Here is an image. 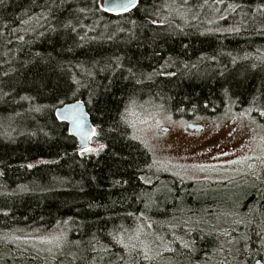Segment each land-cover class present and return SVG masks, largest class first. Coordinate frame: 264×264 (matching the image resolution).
I'll use <instances>...</instances> for the list:
<instances>
[{"label":"trees","instance_id":"16d2710c","mask_svg":"<svg viewBox=\"0 0 264 264\" xmlns=\"http://www.w3.org/2000/svg\"><path fill=\"white\" fill-rule=\"evenodd\" d=\"M263 47L264 0H138L118 13L102 10L100 0H0V264L216 257L220 235L175 222L213 218L215 200L200 204L192 184L156 173L126 113L146 102L181 118L231 105L257 117L264 112V64L256 60ZM76 99L102 149L81 154L55 116ZM239 205L253 212L235 254L243 264H264V183ZM54 227L60 240L33 249L34 236ZM162 238L167 247L158 258L149 246Z\"/></svg>","mask_w":264,"mask_h":264},{"label":"rangeland","instance_id":"374dc122","mask_svg":"<svg viewBox=\"0 0 264 264\" xmlns=\"http://www.w3.org/2000/svg\"><path fill=\"white\" fill-rule=\"evenodd\" d=\"M231 6L223 8L219 17H225ZM208 31L213 30L208 28ZM256 60L259 65L264 64V57ZM231 106L207 117L181 118L149 103L133 102L126 113L132 135L148 150L156 173L160 170L171 180L192 184L194 192L197 191L195 196L201 197L200 204L215 200L212 208L217 213L213 218L191 215L175 221L184 222L186 227L196 225L222 237L224 248L212 260L199 264H243L244 260L235 254V245L245 238L244 225L253 209L241 210L239 204L251 189H258L264 183V116L260 113L252 116L250 107L235 110ZM190 122L200 124L201 128H188ZM89 146L97 149L99 145L90 140ZM157 177L153 174L150 180L156 184ZM136 229L133 235L140 238L144 223ZM62 236L61 229L54 227L35 235L31 245L33 249H41L43 245L56 244ZM154 240L149 249L160 258L167 243L163 238L156 243ZM170 263L185 264L179 260Z\"/></svg>","mask_w":264,"mask_h":264},{"label":"water","instance_id":"95a60500","mask_svg":"<svg viewBox=\"0 0 264 264\" xmlns=\"http://www.w3.org/2000/svg\"><path fill=\"white\" fill-rule=\"evenodd\" d=\"M137 1L138 0H136L135 5L137 4ZM103 3L106 7L109 4L116 6L115 10H109L106 12L118 13V12H125L124 10H121L118 6L120 4H127L128 0H103ZM134 6H131L129 9L133 8ZM77 101L80 102L79 105H77L76 103ZM54 113L58 120L63 121L67 124L69 133L72 136H74L78 141V148H80V146L85 143L90 144L91 138L86 141L85 133L87 129L93 128L94 125L90 119V115L82 100L76 99L65 102L61 106L55 108ZM62 117H68V118L62 119ZM188 128L200 129L201 125L190 122L188 123ZM253 264H263V262L260 259H257L253 262Z\"/></svg>","mask_w":264,"mask_h":264},{"label":"snow or ice","instance_id":"6c2138e0","mask_svg":"<svg viewBox=\"0 0 264 264\" xmlns=\"http://www.w3.org/2000/svg\"><path fill=\"white\" fill-rule=\"evenodd\" d=\"M135 2H136V0H128V3L127 4H120L118 7L121 10L127 11L131 6H134L135 5ZM101 8H102V10L109 11V10H115L116 9V6L115 5H112V4H109L106 7L104 5V3H103V0H101ZM76 103H77V105H79L80 102L77 101ZM261 115L264 116V112H261ZM67 118L68 117H62V119H67ZM99 134L100 133H99V131H98L97 128H95V127L89 128V129H87V131L85 133V140L87 141L88 139L93 138V137H96ZM99 147H100V149H102L104 146L103 145H100ZM79 151H80L81 154H84V153L95 152V151H97V149L96 148H93V147L89 146V144L85 143V144H83V145L80 146Z\"/></svg>","mask_w":264,"mask_h":264}]
</instances>
